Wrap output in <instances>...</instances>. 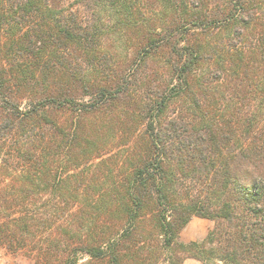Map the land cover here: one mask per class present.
I'll return each mask as SVG.
<instances>
[{"label":"trees","instance_id":"obj_1","mask_svg":"<svg viewBox=\"0 0 264 264\" xmlns=\"http://www.w3.org/2000/svg\"><path fill=\"white\" fill-rule=\"evenodd\" d=\"M0 246L264 264V0H0Z\"/></svg>","mask_w":264,"mask_h":264},{"label":"rangeland","instance_id":"obj_2","mask_svg":"<svg viewBox=\"0 0 264 264\" xmlns=\"http://www.w3.org/2000/svg\"><path fill=\"white\" fill-rule=\"evenodd\" d=\"M216 222L202 219L199 217H193L190 222L184 227L180 233V240L184 243L189 242H201L206 238L208 233L212 231ZM219 226L222 229L228 230V224L226 222H220ZM0 264H36L35 258L30 256L25 251L11 252L3 246H0ZM159 264H166L160 262ZM182 264H203L202 262L193 259L185 258Z\"/></svg>","mask_w":264,"mask_h":264}]
</instances>
